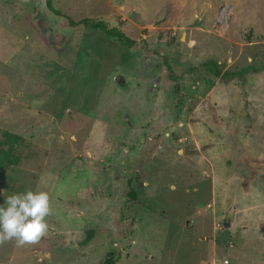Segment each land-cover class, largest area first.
<instances>
[{"label":"rangeland","instance_id":"1","mask_svg":"<svg viewBox=\"0 0 264 264\" xmlns=\"http://www.w3.org/2000/svg\"><path fill=\"white\" fill-rule=\"evenodd\" d=\"M51 2L135 44L0 0V204L52 209L0 264H264V0Z\"/></svg>","mask_w":264,"mask_h":264},{"label":"clouds","instance_id":"2","mask_svg":"<svg viewBox=\"0 0 264 264\" xmlns=\"http://www.w3.org/2000/svg\"><path fill=\"white\" fill-rule=\"evenodd\" d=\"M47 191L26 189L7 196L0 204V244L15 241L17 246L38 242L48 231L51 214Z\"/></svg>","mask_w":264,"mask_h":264},{"label":"trees","instance_id":"3","mask_svg":"<svg viewBox=\"0 0 264 264\" xmlns=\"http://www.w3.org/2000/svg\"><path fill=\"white\" fill-rule=\"evenodd\" d=\"M47 5L48 8L51 12L54 14L61 16L66 19L65 25L69 27H75L79 25H84V26H91L93 28H98L101 29L106 33V35L111 36V37H117L122 43H124L127 46H132L135 44V41L128 37L125 33H123L121 30L117 29L116 27H108L104 22L102 21H97L88 17L81 18L78 20L72 19L71 17H68L66 14L62 13L60 10L56 9L53 5L51 0H47ZM264 67V64H263ZM257 67L253 66H246L243 67L239 73L240 74H245L249 71L251 72H256L259 71ZM221 73L220 69L216 68L215 69V75L219 76ZM4 137L6 141V148L3 150H0V167L4 164H17L19 161V155L15 152V147L16 145L20 142L21 136L18 134H11L9 132H4ZM132 195H134L132 193ZM92 237V230L88 231L87 236L83 239L81 243H87ZM118 259L117 256L112 252H107L102 264H118Z\"/></svg>","mask_w":264,"mask_h":264},{"label":"built area","instance_id":"4","mask_svg":"<svg viewBox=\"0 0 264 264\" xmlns=\"http://www.w3.org/2000/svg\"><path fill=\"white\" fill-rule=\"evenodd\" d=\"M223 11L222 13V16H224V14L226 13V11H229V6H224L222 9H221V12ZM224 18H222V21H223ZM220 264H229V261L227 259H224L222 260V262Z\"/></svg>","mask_w":264,"mask_h":264},{"label":"water","instance_id":"5","mask_svg":"<svg viewBox=\"0 0 264 264\" xmlns=\"http://www.w3.org/2000/svg\"><path fill=\"white\" fill-rule=\"evenodd\" d=\"M228 223L227 222H225V226L227 225Z\"/></svg>","mask_w":264,"mask_h":264}]
</instances>
